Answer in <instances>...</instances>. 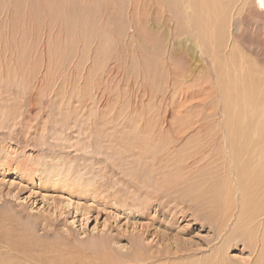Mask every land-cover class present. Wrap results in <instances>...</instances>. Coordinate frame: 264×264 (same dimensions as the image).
<instances>
[{"label":"rangeland","instance_id":"rangeland-1","mask_svg":"<svg viewBox=\"0 0 264 264\" xmlns=\"http://www.w3.org/2000/svg\"><path fill=\"white\" fill-rule=\"evenodd\" d=\"M131 1L0 0V264H264V5Z\"/></svg>","mask_w":264,"mask_h":264},{"label":"bare ground","instance_id":"bare-ground-1","mask_svg":"<svg viewBox=\"0 0 264 264\" xmlns=\"http://www.w3.org/2000/svg\"><path fill=\"white\" fill-rule=\"evenodd\" d=\"M181 2L182 3V1H184V4H186V6L188 7H193V9L196 11V13L197 14H201L202 13V10H205V11H207V13L208 14H206V16H208V20H209V10H208V8L210 9V8H212L211 6H213L214 8H219L220 9V13H221V11H223L222 12V14L224 15V18L226 17L225 15H227L228 13V11H229V7L231 8V6L232 5H234V3L236 4L238 1H240V0H132L131 2H132V4H133V6L134 7H136V8H139V6H144V7H147V9H149V8H151L152 9V7L154 6V4H156V6L153 8L154 10H158L159 12H161V13H163V11H166L168 8V10H172V9H175V7H179L178 5H177V3L178 2ZM253 0H245V2H244V4L246 5V3H248L247 5H249V4H252V3H255V5H254V7H250V8H252V9H255L256 11H259V5H264V0H254V2H252ZM87 2V1H86ZM105 2H108V3H111L110 4V6L111 5H113V0H105ZM258 2V3H257ZM131 4V5H132ZM132 7V6H131ZM143 7V8H144ZM244 7V6H243ZM147 9H146V13H147ZM242 9V8H241ZM251 9V10H252ZM65 10V7L64 6H59V7H57V9L56 10H48V9H43L42 10V15H43V17H44V20L45 21H47V19H49L50 17H52V16H54V15H56V14H60V13H62L63 11ZM132 10H133V7H132ZM172 11H174V10H172ZM230 11H231V9H230ZM248 11V10H247ZM138 12H139V10H138ZM142 12V10H140V14H142L141 13ZM144 12H145V10H144ZM150 12V11H149ZM249 12V11H248ZM128 13H129V11H128ZM165 13V12H164ZM149 14V13H148ZM148 14H146L147 16H148V18L150 17V15H148ZM216 14V13H215ZM137 15V14H136ZM142 15H144V14H142ZM141 15V16H142ZM145 15V16H146ZM168 15V14H167ZM167 15H165V16H167ZM165 16H163V17H165ZM139 17V16H138ZM168 17H169V15H168ZM212 17H214L213 15H211V17L210 18H212ZM243 17V16H242ZM140 18V17H139ZM162 18V17H161ZM150 19V18H149ZM177 19V18H176ZM242 19H244V18H242ZM146 20V19H145ZM164 20V19H163ZM240 20V19H239ZM228 22V21H227ZM236 22V25H239V21L238 20H236L235 21ZM220 23V21L217 23V25L216 26H214L212 29H225V28H223L224 27V23L223 24H219ZM262 23V22H261ZM205 28H207V29H210L209 28V21H207L206 22V24H205ZM255 29V28H254ZM261 32V31H260ZM213 38H215L216 40V44H218V42L220 41V40H223L221 37H219L218 35H214L213 36ZM252 40V39H251ZM252 42V41H251ZM215 44V43H214ZM244 44V43H243ZM246 44V43H245ZM257 44L259 45V48H257V49H251V47H248L247 49H246V51L247 50H249L248 52H249V54H253V56H254V58H255V60H256V62H258V63H260L261 64V66H263L264 67V58H262V56H263V54L262 53H264V52H261L262 51V47H264V35H261V36H259L258 37V40H257ZM250 46V45H249ZM252 46V45H251ZM217 47H218V45H217ZM221 47V46H220ZM247 47V46H246ZM214 51V50H213ZM244 58H247V57H244ZM244 59H241L240 61H243ZM248 60V59H247ZM245 61V60H244ZM244 61L242 62V63H244ZM262 68V67H261ZM246 69H248V68H246ZM263 70V69H262ZM246 72V71H245ZM252 74V72H250L249 71V75H247L248 77L246 78V82L248 83V87L246 88V93H247V99H249V100H244V102L245 103H249V102H251V104L253 103V101H255L254 99H253V95H255V94H257V93H260L261 91L260 90H258V86L256 85V83L255 82H264V73L262 72V73H256V75H251ZM246 77V76H245ZM256 77H258V79L255 81V78ZM224 83V82H223ZM228 84V83H227ZM258 84V83H257ZM262 84H264V83H262ZM245 85V84H244ZM262 88H264V87H262ZM238 91V90H237ZM237 91H236V94H237ZM262 91H263V89H262ZM235 94V93H234ZM260 95H262V94H260ZM260 95L259 96H257V97H259V98H262V97H260ZM263 96V95H262ZM255 98H257L256 96H254ZM243 98V97H242ZM259 98H257L258 100H261V99H259ZM244 99V98H243ZM263 99H264V97H263ZM245 103H243V104H245ZM248 103H247V105H248ZM255 103V102H254ZM259 104V103H258ZM258 104H257V106H258ZM242 105V104H241ZM249 106V105H248ZM251 106V105H250ZM252 107H253V105H252ZM257 109H260V108H258L257 107ZM235 110H237L238 112H241L242 111V108L238 105V107H236L235 108ZM252 110V109H251ZM255 111H256V109H254ZM253 110V111H254ZM262 110V112L264 113V108H262L261 109ZM235 112V111H234ZM242 113V112H241ZM253 113V112H252ZM239 114V113H238ZM248 114V113H247ZM240 115V114H239ZM253 115H255L254 113H253ZM251 116V115H250ZM259 123V122H258ZM261 123V122H260ZM260 123H259V125H260ZM264 123V122H263ZM262 125V124H261ZM261 127V126H260ZM262 127H264V125L262 126ZM259 129V128H258ZM257 130V129H256ZM255 130V131H256ZM260 130V129H259ZM260 137V136H259ZM257 142V141H256ZM251 151V150H250ZM261 151V155H259V153H258V155L260 156L259 158L261 159V162H258V168H260V166L261 167H263V169H264V152L262 151V149L260 150ZM256 155V154H255ZM254 155V156H255ZM255 157H257V156H255ZM252 158V157H251ZM258 158V159H259ZM257 159V160H258ZM249 161V160H248ZM259 161V160H258ZM245 167V166H244ZM247 167V166H246ZM251 167V166H250ZM242 168V167H241ZM248 168H249V166H248ZM243 169V168H242ZM252 173V172H251ZM262 173L264 174V170H261V172L260 173H252V174H250V175H248V177H249V179H251L250 181H249V183H248V188L252 185V184H254V185H258V182H259V179H258V177L260 178L261 177V179H262V183L264 184V175H262ZM243 174V173H242ZM261 183V184H262ZM190 188V187H189ZM201 188V187H200ZM199 188V189H200ZM252 188H253V185H252ZM188 189V188H187ZM191 189V191H192V189L193 188H190ZM189 189V190H190ZM201 189H205V188H201ZM254 190H256V188H253ZM243 190V189H242ZM248 190V189H247ZM194 191V190H193ZM203 191H205V190H202L200 193H202ZM207 191V190H206ZM205 191V192H206ZM204 192V193H205ZM209 192V191H208ZM208 192H206L207 194H208ZM248 192V191H247ZM199 193V194H200ZM203 193V194H204ZM205 193V194H206ZM252 194V193H251ZM255 195V194H254ZM262 195V194H261ZM203 196V195H202ZM249 196V195H248ZM263 196V195H262ZM201 197H199V199H200ZM247 201V200H246ZM192 202V201H191ZM201 202V201H200ZM225 202V201H224ZM251 203H253L254 205L253 206H256V200H251ZM258 204V203H257ZM243 205V204H242ZM251 206V205H250ZM258 208V207H257ZM253 211L255 212L256 210H254L253 209ZM228 213V212H227ZM245 213V212H244ZM257 214H259V213H257ZM251 218V217H250ZM249 218V219H250ZM256 220V219H255ZM248 223V222H247ZM224 224V223H223ZM249 224V223H248ZM251 224H252V221H251ZM222 227H223V225H222ZM250 227H251V225H250ZM223 234V233H222ZM263 234V233H262ZM258 237V236H257ZM183 247V246H182ZM189 247V246H188ZM218 249V248H217ZM247 249V248H246ZM188 250V249H187ZM189 251V250H188ZM183 253V255H186L187 253H184L182 250H177V251H174V253L175 254H179V253ZM187 252V251H186ZM190 252L192 253V251L190 250ZM216 253H218V252H216ZM216 253L213 255V256H215L213 259L214 260H212V259H210L209 258V260H206V261H203V260H201L202 259V257H201V259L199 260V262H197V261H195V262H192L191 264H223L221 261H220V257H219V255L217 254L216 255ZM195 254V253H194ZM222 254V253H221ZM227 257V256H226ZM212 258V257H211ZM206 259V258H205ZM228 262V261H227ZM247 263V261L245 262V264ZM250 263H252V262H249V264ZM256 263L257 264H263V261L262 260H260L259 259V261H256ZM188 264V263H187Z\"/></svg>","mask_w":264,"mask_h":264}]
</instances>
